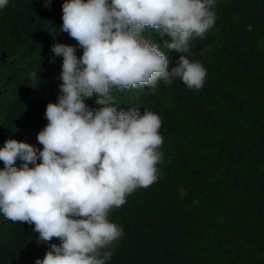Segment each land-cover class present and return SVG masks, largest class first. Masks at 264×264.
I'll return each mask as SVG.
<instances>
[{"label":"trees","instance_id":"trees-1","mask_svg":"<svg viewBox=\"0 0 264 264\" xmlns=\"http://www.w3.org/2000/svg\"><path fill=\"white\" fill-rule=\"evenodd\" d=\"M8 3L0 8V146L11 137L39 149L46 104L61 83L62 58L51 45L71 44L77 57L82 48L59 30L63 0ZM222 10L232 39L212 60L203 93L182 102L166 85L155 90L153 102L162 97L173 108L162 131L166 159L154 182L110 211L122 235L106 264H264V0H230ZM141 35L163 46L158 34L145 28ZM29 71L37 76L29 79ZM123 91L124 105L134 95L155 107L148 90ZM118 102L111 103L122 108ZM85 103L101 106L95 94ZM32 228L0 214V264H34L59 244L56 237L37 242Z\"/></svg>","mask_w":264,"mask_h":264},{"label":"clouds","instance_id":"clouds-1","mask_svg":"<svg viewBox=\"0 0 264 264\" xmlns=\"http://www.w3.org/2000/svg\"><path fill=\"white\" fill-rule=\"evenodd\" d=\"M13 1L0 0V8ZM229 1L63 0L59 30L82 53L77 57L71 44L51 45L62 58L61 83L36 135L42 148L11 137L0 146V214L32 224L37 242L59 239L34 264H106L111 258L122 227L108 219L110 211L154 182L157 164L166 159L162 131L173 108L162 97L153 102L155 90L166 85L182 102L203 93L215 71L212 60L231 43L222 10ZM50 4L43 0L42 6ZM145 28L163 46L145 39ZM122 89L148 90L155 107L134 95L124 105ZM93 94L101 105L95 109L85 103Z\"/></svg>","mask_w":264,"mask_h":264}]
</instances>
